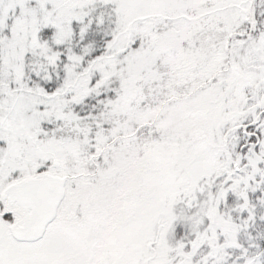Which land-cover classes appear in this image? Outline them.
Segmentation results:
<instances>
[{
  "label": "snow or ice",
  "instance_id": "1",
  "mask_svg": "<svg viewBox=\"0 0 264 264\" xmlns=\"http://www.w3.org/2000/svg\"><path fill=\"white\" fill-rule=\"evenodd\" d=\"M0 264H264V0H0Z\"/></svg>",
  "mask_w": 264,
  "mask_h": 264
}]
</instances>
